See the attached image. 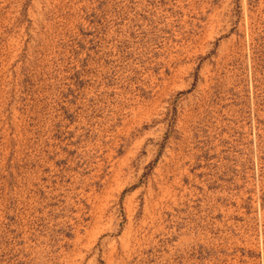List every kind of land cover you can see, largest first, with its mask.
Listing matches in <instances>:
<instances>
[{"label": "rangeland", "instance_id": "obj_1", "mask_svg": "<svg viewBox=\"0 0 264 264\" xmlns=\"http://www.w3.org/2000/svg\"><path fill=\"white\" fill-rule=\"evenodd\" d=\"M0 264H264V0H0Z\"/></svg>", "mask_w": 264, "mask_h": 264}]
</instances>
